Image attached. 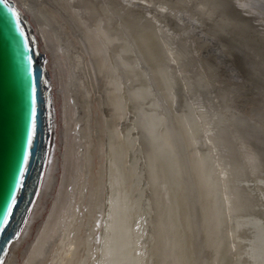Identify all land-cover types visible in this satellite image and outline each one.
I'll list each match as a JSON object with an SVG mask.
<instances>
[{"label":"bare ground","instance_id":"obj_1","mask_svg":"<svg viewBox=\"0 0 264 264\" xmlns=\"http://www.w3.org/2000/svg\"><path fill=\"white\" fill-rule=\"evenodd\" d=\"M11 1L49 136L1 264H264V0Z\"/></svg>","mask_w":264,"mask_h":264},{"label":"water","instance_id":"obj_2","mask_svg":"<svg viewBox=\"0 0 264 264\" xmlns=\"http://www.w3.org/2000/svg\"><path fill=\"white\" fill-rule=\"evenodd\" d=\"M233 60L243 73L242 58ZM241 78L247 84L244 74ZM33 107L36 127L29 146ZM48 136L43 64L13 2L0 0V264L26 224L44 168Z\"/></svg>","mask_w":264,"mask_h":264},{"label":"snow or ice","instance_id":"obj_3","mask_svg":"<svg viewBox=\"0 0 264 264\" xmlns=\"http://www.w3.org/2000/svg\"><path fill=\"white\" fill-rule=\"evenodd\" d=\"M16 13L14 12V15ZM31 62V58L29 57V63ZM32 101H33V105L35 104V89L33 88L32 90ZM35 109L33 107V111H32V117H31V127H30V133H29V137H28V145L31 146V143H32V138L35 136ZM27 155H25L24 157V163L27 162ZM21 180L23 179V170L21 171ZM12 204L14 205L15 204V200L13 199L12 201ZM8 214L10 215L11 214V208H9L8 210Z\"/></svg>","mask_w":264,"mask_h":264}]
</instances>
